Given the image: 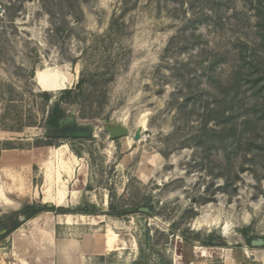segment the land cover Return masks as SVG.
<instances>
[{"label":"rangeland","instance_id":"1","mask_svg":"<svg viewBox=\"0 0 264 264\" xmlns=\"http://www.w3.org/2000/svg\"><path fill=\"white\" fill-rule=\"evenodd\" d=\"M263 65L264 0H0V146L18 152L0 162V185L53 205L64 181L58 207L74 214L43 212L6 236L0 226V264L24 252L40 258L29 264L241 257L264 238V148L253 156L236 129L264 117ZM57 114L58 128L92 135L55 134ZM114 127L129 134L111 139ZM3 201L0 221H13L4 213L20 208Z\"/></svg>","mask_w":264,"mask_h":264},{"label":"trees","instance_id":"2","mask_svg":"<svg viewBox=\"0 0 264 264\" xmlns=\"http://www.w3.org/2000/svg\"><path fill=\"white\" fill-rule=\"evenodd\" d=\"M248 71H247L248 72L247 75L249 77H251L252 73L254 74L256 73V71L253 70L252 68H250ZM261 74H264V65H263ZM260 75H259V78L262 77ZM259 88L260 89L264 88V86H261ZM73 90H74L73 88H69V89H64L63 91L71 92ZM44 94L47 96L50 95V93L47 91H44ZM262 99H263V102L261 103L260 108H261V111L263 112L264 111V94L262 96ZM49 123L51 127L58 128L60 126L59 114L54 115L50 119ZM252 123H256L255 124L256 127H250ZM236 129L240 133V138H241L240 143L250 147V149L252 150L253 156L260 154L262 148H264V117H258V116L257 117H247L246 119L242 120L240 123L236 124ZM224 130L226 129L224 128ZM3 149L5 148L0 146V153ZM110 207L116 210V207L113 206L112 204L110 205ZM49 211L55 212L56 214L71 213V211L63 207H58L56 205H48L47 203L36 202V201L32 203H26L22 208L18 210H13L9 213H4V215H8V216L10 215L13 217V221H0L1 229L5 230L4 236L11 234L15 230H17L19 227H21L22 224H24L26 221L36 217L40 213L49 212ZM77 212L84 213V214H89V213L96 214L95 210L90 211V210L82 209ZM118 215H121V213L119 212ZM2 237L0 236V240ZM254 238H257V237L254 236L248 240L249 244H250V241ZM205 244L209 245L210 243H205Z\"/></svg>","mask_w":264,"mask_h":264},{"label":"crops","instance_id":"3","mask_svg":"<svg viewBox=\"0 0 264 264\" xmlns=\"http://www.w3.org/2000/svg\"><path fill=\"white\" fill-rule=\"evenodd\" d=\"M17 153L18 152L16 151V149L15 150L14 149L2 150L0 153V162L2 163V165L5 166V165H9L12 162L18 161L17 160V157H18ZM18 176L25 178V181H26V176L23 177L22 175H14L13 180L18 178ZM58 183H59V187L57 189L56 196H54V197H56L57 200H60L61 204H55L52 201L53 199H49L48 202H50V204H53L56 206H64L63 202H64V198H65V194H66L65 183H64V181H61V182L59 181ZM14 184H15V182H14ZM14 184L12 185V188H11V190L14 193H16L18 195H26L27 194V192H28L27 187L25 188V190L21 191V190L16 189ZM0 199H3L4 200L3 202L6 204H8V203L9 204H15V205L17 204V207H13V208H22L26 203L34 202V200L27 198L24 200V202L20 203V201H18V199L10 198V197L6 196L4 194V186H2V185H0ZM36 202H38V201H36ZM40 202L45 203L44 196L42 197ZM47 204H49V203H47ZM14 210H18V209H14ZM68 214H72V213H64L62 215L64 216V215H68ZM72 215H74V214H72ZM36 217H34V218H36ZM34 218H32V219H34ZM32 219H30V220H32ZM57 223L60 224V221H57ZM263 249H264V246L263 247H252V246L241 247V257L238 256L234 252L233 249H230L227 252L223 253V255H222L223 259L221 261V264H264V262L258 258V252L260 250H263ZM28 257H33L36 261L38 259H40V258H38L37 255H35V254L31 255L30 253L27 254L26 252H24V254L21 257H19V259L23 260V264H29V261H28L29 258Z\"/></svg>","mask_w":264,"mask_h":264},{"label":"water","instance_id":"4","mask_svg":"<svg viewBox=\"0 0 264 264\" xmlns=\"http://www.w3.org/2000/svg\"><path fill=\"white\" fill-rule=\"evenodd\" d=\"M36 77V75H35ZM55 134H58L60 136L66 137V138H78V137H88L92 135V132L89 129L86 128H67V129H56ZM109 134L111 139L116 138H122L129 134V131L125 127H114L109 130ZM141 138V130L138 129L134 140H139ZM142 211H148V208H141ZM250 246L252 247H263L264 246V238L258 237L254 238L250 241Z\"/></svg>","mask_w":264,"mask_h":264},{"label":"bare ground","instance_id":"5","mask_svg":"<svg viewBox=\"0 0 264 264\" xmlns=\"http://www.w3.org/2000/svg\"><path fill=\"white\" fill-rule=\"evenodd\" d=\"M44 73V72H43ZM44 74H42V72H38V77L39 78H42V76H43ZM40 85H42V87L44 88V89H47V90H56V89H58V88H60L61 87V85L62 84H60V85H58V86H54V85H52V84H48V83H45V81H44V79H43V82H41V84ZM128 142H126V144H128V143H130V139L129 140H127ZM62 151L61 152H66L67 151V149H68V146L66 145V144H64V145H62ZM15 150V149H14ZM60 152V153H61ZM64 155V154H63ZM61 156V155H60ZM68 157V156H67ZM48 170V169H47ZM49 172V171H48ZM23 177H25V176H23ZM45 177H46V181L48 182V180H49V176H48V173H46V175H45ZM5 180V179H4ZM14 182H15V187H16V189H18V190H21V191H23V190H25V188H26V181H25V178H22V177H20V176H18V178H16L15 180H14ZM46 199L47 200H49V199H53L52 201L55 203V204H61V201L60 200H57V198L56 197H54V196H51V195H49V194H47V196H46ZM64 218H66L68 221H70V220H72L73 219V217H74V215H72V214H68V215H64L63 216ZM84 217V216H83ZM196 223H200L201 225H206L205 223H204V220H203V218H201V217H199L197 220H196ZM197 225H199V224H197ZM225 230V229H224ZM223 234H225V235H227L228 234V232H226V231H224L223 232ZM258 258L261 260V261H263L264 262V249L261 251V253L258 255Z\"/></svg>","mask_w":264,"mask_h":264}]
</instances>
